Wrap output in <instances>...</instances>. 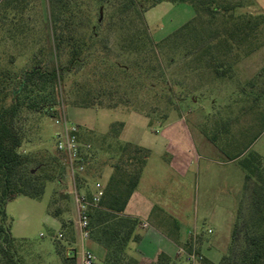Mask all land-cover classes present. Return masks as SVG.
Instances as JSON below:
<instances>
[{
  "label": "rangeland",
  "instance_id": "374dc122",
  "mask_svg": "<svg viewBox=\"0 0 264 264\" xmlns=\"http://www.w3.org/2000/svg\"><path fill=\"white\" fill-rule=\"evenodd\" d=\"M33 1L35 5L24 18L23 35L17 33L18 37L11 39L0 31V63L9 65L13 59V67L19 73L39 64L47 70L62 67L69 59L66 52L59 63L56 58L51 59L50 33L46 28L49 3L47 0ZM214 2L218 11L211 21L213 24H209L212 12L207 13L201 8L200 22H197V31L204 33L208 43L204 42L208 45L217 44L222 37H212L213 33H222L229 26L225 24L224 14L262 15L248 9V0ZM234 4L239 7L234 11L231 8L225 10V6L229 8ZM143 16L152 41L162 45L156 50V59L145 62L144 57L127 58L120 54L117 44L121 33L104 26L98 31L93 49L100 56H109L111 61L130 67L128 86L124 92L103 95V107H83L79 94L86 95V84L97 82L103 70L101 60L96 59L86 69L77 66L59 88L58 100L62 108L58 117L65 114L67 121L79 128L84 150L89 147L88 151L94 156L90 159V172L102 174L101 179L95 180L102 184L108 180L103 165L110 163L106 149L113 144L107 134L113 124L124 123L120 142L136 144L150 151L141 191L158 205L153 210V217L162 214L171 223H182L184 233L201 235L205 242L203 254L219 263L228 252L245 186L244 169L238 161L230 159L248 142L245 135L257 134L260 112H264L258 78L264 72V22L247 42L233 43V48L225 55L213 50L216 60L224 63L220 66L226 74L220 77L209 65L210 55L204 62L198 61L203 43H199L197 34L188 38V49L181 46L173 50L165 43L168 37L197 18L194 6L163 2ZM87 32L90 34V30ZM96 65L99 68L95 76L92 69ZM148 68L152 71L148 72ZM101 94L98 88L93 95ZM256 97H260L259 100ZM120 99L127 102L117 108L107 107ZM24 124L26 139L22 151L57 153L58 126L54 116L28 113ZM248 153H257L264 159V131L249 147ZM95 181L90 182L92 189ZM6 214L13 251L21 264H63L56 242H61L67 251L79 250L75 230L76 204L68 179L63 178L62 184L48 183L41 200L21 196L9 202ZM86 248L95 253L97 264H100L104 250L93 248L89 241ZM79 261L78 256V264Z\"/></svg>",
  "mask_w": 264,
  "mask_h": 264
},
{
  "label": "trees",
  "instance_id": "16d2710c",
  "mask_svg": "<svg viewBox=\"0 0 264 264\" xmlns=\"http://www.w3.org/2000/svg\"><path fill=\"white\" fill-rule=\"evenodd\" d=\"M47 1L50 8L46 24L50 33L49 55L52 60L56 58L59 63L60 57L66 52L69 55L67 64L51 70L39 64L31 70L19 73L13 67V59L9 65L0 63V264H21L13 251V239L6 214L8 203L21 196L41 200L47 184L50 182L62 184L66 172L63 156L58 151L56 154H51L47 150L40 153L22 151L26 139L24 124L26 114L57 116V111L53 109L61 105L58 92L65 83L66 76L77 66L86 69L93 59L101 60L103 73L99 75L97 82L86 84L88 88L86 95L79 94V102L84 105L83 107H103L104 101L101 98L103 95L124 92V88L128 86L126 82L130 79L128 74L130 67L111 61L109 56H100L93 49V42L98 39L100 29L108 26L110 30L121 33L117 44L120 54L127 58L144 57L145 62L148 59L153 61L156 59V50L162 48V45L152 41L144 13L163 2L189 3L196 8L197 18L168 37L165 43L173 50H178L181 46L188 49V38L194 33L197 34L199 43H203L197 56L198 61L204 62L205 57L210 55L212 59L209 65L221 77L226 74L220 66L224 63L216 60L217 56L212 53L213 50L225 55L233 48V43L242 45L247 42L264 22L263 13L257 15L258 17L243 14L235 16L234 12L230 16L224 14V18L227 19L225 24L229 26L222 33H213L212 37L219 35L222 37L217 44L208 45L204 42L207 39L204 33L197 31L199 29L197 22H200L198 17L200 8L207 13L212 12L209 24L216 18L218 7H214V0ZM33 5H35L33 0H0V31L11 39L17 38V33L23 35L24 18ZM237 7L239 6L235 4L229 8L225 6V10L231 8L234 11ZM204 28L201 27L205 30ZM98 68L99 65H96L92 69L95 76ZM148 69V72L152 71ZM258 78L262 89L260 96L264 99V72ZM151 87L154 88L153 84ZM98 88L102 94L95 97L93 94ZM77 91L80 93L79 89ZM123 100L120 99L119 102L116 101L107 107L117 108L127 102ZM260 123L257 134L250 137L245 135L244 139L248 142L244 143L243 149L230 159L240 163L246 176L244 195L236 213L231 243L222 260L214 263L201 255L199 245L202 237L199 236L191 238L183 245L185 250L183 257L171 258L161 253L151 264H195L189 259V255L192 254L197 255L198 264H264V159L257 153L246 154L264 131V112H260ZM124 127V123H115L107 134V138H110L113 144L108 145L106 149L110 163L104 164L103 167L109 166L112 173L103 184L104 195L100 203L89 210V242L93 248L99 247L105 252L100 264H141L130 254L131 243L141 240L137 233L140 221L127 216L126 209L139 186L150 158V151L136 144L121 143L120 137ZM84 153L90 167V159L94 156L88 149ZM89 167L86 177L79 179V188L86 189L88 196H91L88 184L101 179L102 174L90 172ZM65 226L66 223L63 224V229ZM72 226L74 228V224ZM74 239L73 232L72 240ZM55 245L63 264H78L77 249L67 251L61 242H56Z\"/></svg>",
  "mask_w": 264,
  "mask_h": 264
},
{
  "label": "crops",
  "instance_id": "0c3cea01",
  "mask_svg": "<svg viewBox=\"0 0 264 264\" xmlns=\"http://www.w3.org/2000/svg\"><path fill=\"white\" fill-rule=\"evenodd\" d=\"M248 2H250V8L248 9L264 14V0H248ZM250 15L255 16L253 13H250ZM148 164L145 167L139 186L126 209L127 216L140 221L137 233L141 236V240L137 243H131L130 254L138 259L141 264H151L161 253H165L171 258L183 257L185 255L183 245L191 238L201 236L196 232L190 234L184 233L182 223H171L162 214L153 217V210L158 205L147 198L145 191H141L145 182ZM171 165L172 162L170 167ZM104 169L105 174L109 177L112 169L109 166H106ZM151 184H154V181H151ZM143 224H147L148 227H143ZM204 244L205 242L202 239L199 249L201 255L207 258L202 251Z\"/></svg>",
  "mask_w": 264,
  "mask_h": 264
},
{
  "label": "built area",
  "instance_id": "2783aa9c",
  "mask_svg": "<svg viewBox=\"0 0 264 264\" xmlns=\"http://www.w3.org/2000/svg\"><path fill=\"white\" fill-rule=\"evenodd\" d=\"M62 106L59 105L54 111L61 112ZM55 125L58 126L56 133V150L63 156L66 172L64 179H68L72 187V195L76 204L77 219L75 220V230L78 237V251L81 264H97L95 254L86 248V242L90 241L89 232V210L93 206H97L103 195L104 185L101 182H95L93 189L91 184L88 188L91 196H88L86 189L79 188V179L86 177L89 163L85 157V150L79 139V128L70 124L65 114L63 116H54ZM89 148V147H87ZM86 148V149H87ZM147 228V224H143ZM189 259L196 263L198 257L196 254L189 255Z\"/></svg>",
  "mask_w": 264,
  "mask_h": 264
}]
</instances>
